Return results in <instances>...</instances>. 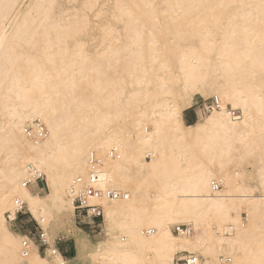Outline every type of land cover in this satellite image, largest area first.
<instances>
[{"label":"bare ground","instance_id":"bare-ground-1","mask_svg":"<svg viewBox=\"0 0 264 264\" xmlns=\"http://www.w3.org/2000/svg\"><path fill=\"white\" fill-rule=\"evenodd\" d=\"M157 1L0 0V264H264V0ZM197 95L222 107L187 125ZM92 154L127 198L96 201L97 244L52 255ZM20 202L46 256L10 227Z\"/></svg>","mask_w":264,"mask_h":264},{"label":"built area","instance_id":"built-area-1","mask_svg":"<svg viewBox=\"0 0 264 264\" xmlns=\"http://www.w3.org/2000/svg\"><path fill=\"white\" fill-rule=\"evenodd\" d=\"M197 106V110L203 116H207L212 112L221 109L222 107L221 102L217 98H212L210 100L204 101L201 104H197ZM232 117L238 118L239 112L232 111ZM26 133L35 138L36 140L40 141L45 138L47 131L40 122L36 121L34 122V124L27 127ZM102 166L103 160L97 154H92L90 159V176L88 181L84 182L83 180L78 179L73 184L71 189L76 220L77 222H79L80 225L87 227L92 231H98L102 229L104 224L103 207L100 204H97L96 201L100 200L105 193L108 199L110 200H119L127 198L125 194L120 192L107 191L104 193L98 187L100 183V174ZM42 177V174L36 168L31 167L29 179L27 182H25V184L30 185L33 182L41 183ZM220 188H222V185L219 182H216L215 189L219 190ZM27 213L28 212L26 211L25 205L20 202L19 210L17 213L18 221L20 218L27 215ZM174 233L178 235L190 236L194 233V230L190 226L179 225L174 227ZM39 241V244L37 242L36 243L40 254L43 253L47 255V253L51 250V247H49V245L45 243L43 231L40 234ZM25 247H27V245H25ZM57 252H61L58 247L57 249H53L52 255H55ZM177 264H200V259L195 256H185L179 258L177 260Z\"/></svg>","mask_w":264,"mask_h":264},{"label":"rangeland","instance_id":"rangeland-1","mask_svg":"<svg viewBox=\"0 0 264 264\" xmlns=\"http://www.w3.org/2000/svg\"><path fill=\"white\" fill-rule=\"evenodd\" d=\"M157 2L160 5L162 3L161 0H158ZM205 100L206 99H204L203 97L197 95L195 97V104H201ZM208 100H210V99H208ZM197 108H198V106L196 105L193 109H191L190 111L185 113V122L187 125L194 124L199 119L197 116V113L199 112V111H197ZM148 160H150V158H148ZM43 187H44L43 183L41 182L39 189H44ZM242 217L245 221V219H246L245 214H243ZM74 220H75V226H76L75 230H68V231L60 232L58 234V236L56 237V241H55V248L58 247L60 249V251L63 253V257L65 259L73 258L76 255V245H75V237L76 236H81L83 234L81 237L85 236L86 238H88L90 240V242L92 244H97L98 240H100L104 237V234H103L104 228H102L98 231H92V230L88 229L87 227L80 225L79 222H77L75 216H74ZM36 222L37 221H35V219L29 213H27V215L20 218L19 221L17 220L16 223L11 224L10 227H11L13 232L18 233V234L21 233L20 235L27 236V237L33 239V241L35 240V242H37L39 244L40 234L42 233V231L40 230L39 226L37 225L38 223H36ZM14 225H15V227H14ZM176 226H179V225H176ZM172 229L174 230V227ZM76 231H77V233H75ZM41 255L46 256L43 253H41ZM183 256L185 257L187 255H180L177 257V259H179ZM223 259L224 258H222V260ZM226 262H227V264H229L230 260H226Z\"/></svg>","mask_w":264,"mask_h":264}]
</instances>
